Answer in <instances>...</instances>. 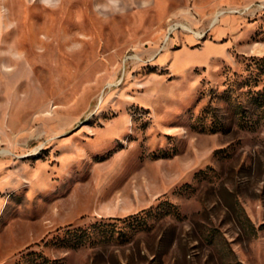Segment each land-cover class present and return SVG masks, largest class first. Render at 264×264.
I'll list each match as a JSON object with an SVG mask.
<instances>
[{"label":"rangeland","instance_id":"obj_1","mask_svg":"<svg viewBox=\"0 0 264 264\" xmlns=\"http://www.w3.org/2000/svg\"><path fill=\"white\" fill-rule=\"evenodd\" d=\"M30 253L264 264V0H0V264Z\"/></svg>","mask_w":264,"mask_h":264},{"label":"trees","instance_id":"obj_2","mask_svg":"<svg viewBox=\"0 0 264 264\" xmlns=\"http://www.w3.org/2000/svg\"><path fill=\"white\" fill-rule=\"evenodd\" d=\"M113 225L111 223H107L104 221L95 222L90 227H88L85 230L82 229H74V230H68L65 234L67 236L66 242L68 244H71L72 247H76L79 245H82L84 242L92 241L95 237L98 238H107L109 237L110 227ZM34 253H30L27 255V258L30 262H33L34 264H42L47 262V260H40L38 261L36 258L32 257Z\"/></svg>","mask_w":264,"mask_h":264},{"label":"bare ground","instance_id":"obj_3","mask_svg":"<svg viewBox=\"0 0 264 264\" xmlns=\"http://www.w3.org/2000/svg\"><path fill=\"white\" fill-rule=\"evenodd\" d=\"M215 20L217 21V16L215 17Z\"/></svg>","mask_w":264,"mask_h":264}]
</instances>
